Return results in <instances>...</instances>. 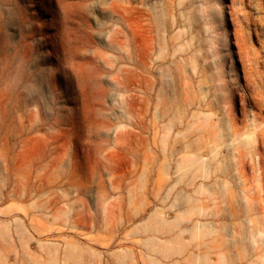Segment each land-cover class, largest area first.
Here are the masks:
<instances>
[{"label": "rangeland", "instance_id": "rangeland-1", "mask_svg": "<svg viewBox=\"0 0 264 264\" xmlns=\"http://www.w3.org/2000/svg\"><path fill=\"white\" fill-rule=\"evenodd\" d=\"M0 264H264V0H0Z\"/></svg>", "mask_w": 264, "mask_h": 264}]
</instances>
